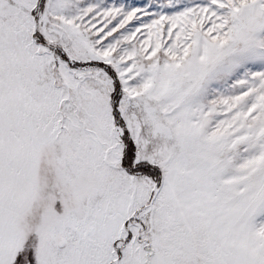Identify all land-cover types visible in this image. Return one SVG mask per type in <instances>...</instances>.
<instances>
[{"label":"snow or ice","instance_id":"snow-or-ice-1","mask_svg":"<svg viewBox=\"0 0 264 264\" xmlns=\"http://www.w3.org/2000/svg\"><path fill=\"white\" fill-rule=\"evenodd\" d=\"M0 264H264V0H0Z\"/></svg>","mask_w":264,"mask_h":264}]
</instances>
